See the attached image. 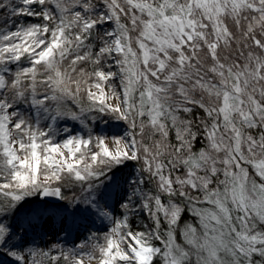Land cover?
Segmentation results:
<instances>
[{
    "label": "snow or ice",
    "instance_id": "snow-or-ice-1",
    "mask_svg": "<svg viewBox=\"0 0 264 264\" xmlns=\"http://www.w3.org/2000/svg\"><path fill=\"white\" fill-rule=\"evenodd\" d=\"M0 264H264V0H0Z\"/></svg>",
    "mask_w": 264,
    "mask_h": 264
},
{
    "label": "rangeland",
    "instance_id": "rangeland-1",
    "mask_svg": "<svg viewBox=\"0 0 264 264\" xmlns=\"http://www.w3.org/2000/svg\"><path fill=\"white\" fill-rule=\"evenodd\" d=\"M113 125L110 126L109 130L112 132H123L124 131V127L122 125L119 126H115L114 124L118 125L117 123H112ZM129 162V161H128ZM136 166L134 165V163L132 161H130L129 165H126L124 169H122L117 177H116V181L122 185V188H116L115 185L113 186V190L118 192L120 194V197H123L126 195V189H127V185L123 183L124 178H128L131 179V177L133 175H135L136 173ZM119 197L114 198L111 202L115 205V211L117 214H119L120 209H119V204L116 203V199H118ZM35 199V198H34ZM92 230H100V231H104L106 230V225L101 224L99 221H97V223L95 225L90 226ZM87 233H85L86 235Z\"/></svg>",
    "mask_w": 264,
    "mask_h": 264
},
{
    "label": "trees",
    "instance_id": "trees-1",
    "mask_svg": "<svg viewBox=\"0 0 264 264\" xmlns=\"http://www.w3.org/2000/svg\"><path fill=\"white\" fill-rule=\"evenodd\" d=\"M113 123H117V122H113ZM113 125V124H112ZM115 126H119V125H116V124H114ZM129 163H130V161L129 162H126L124 165H121V166H119V169L118 170H115L116 171V177H117V175H118V173L122 170V169H124L125 168V166L126 165H129ZM134 163V165L137 167V165H136V163L135 162H133ZM122 168V169H121ZM92 230V229H91ZM93 231H95V230H93Z\"/></svg>",
    "mask_w": 264,
    "mask_h": 264
}]
</instances>
